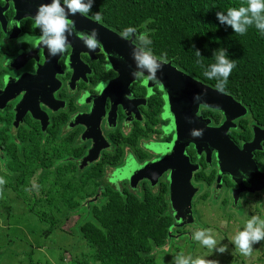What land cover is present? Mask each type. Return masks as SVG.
<instances>
[{"label": "flooded vegetation", "instance_id": "flooded-vegetation-1", "mask_svg": "<svg viewBox=\"0 0 264 264\" xmlns=\"http://www.w3.org/2000/svg\"><path fill=\"white\" fill-rule=\"evenodd\" d=\"M47 3L50 0H0V165L10 161L6 149L34 142L42 153L41 147L50 141L71 150L69 160L77 169L102 167L100 179L110 186L131 184L136 177L150 176L153 181L160 175L153 188L164 184L168 202L172 189L178 196L172 201L181 210L180 216L174 212L175 230L195 219L191 210L198 201H206L202 190L208 188L229 192V209L254 208L264 219V190H253L245 182L261 188L264 126L243 105V115L226 119L220 111L197 103L196 119L182 127L175 119L176 102L193 108L197 100L187 101L180 93L176 74L166 67L182 72L172 61L158 58L161 68L155 80L132 77L136 67L132 51L140 47L137 39L126 40L121 32L79 14L68 17L77 31L90 32L96 22L116 36L95 29L101 47L88 49L73 33L65 52L56 56L43 45L33 48L24 42L25 35H40L33 28L34 17ZM106 63L112 65L111 71H105ZM177 131L182 139L173 143ZM245 146L248 154L236 153L235 147L242 151ZM0 173L6 176V171ZM148 180L141 179L136 186L146 182L152 187ZM187 196H191L189 215L187 207L179 205ZM243 197H249V204L240 202ZM202 205L211 211L210 204ZM219 211H214V218L226 219Z\"/></svg>", "mask_w": 264, "mask_h": 264}, {"label": "trees", "instance_id": "trees-1", "mask_svg": "<svg viewBox=\"0 0 264 264\" xmlns=\"http://www.w3.org/2000/svg\"><path fill=\"white\" fill-rule=\"evenodd\" d=\"M247 4L248 0H93L87 16L95 19L98 14L104 26L118 33L134 27L137 35L151 39L154 55L216 90V78L208 79L203 72L223 49L235 67L220 92L264 126V35L254 24L243 35L235 33L216 18L217 11ZM28 143L32 146L6 149L10 161L0 165V171H6L17 199L31 193L30 211L48 224L44 235L55 227L62 229L69 218H78L76 234L86 244L88 264H157L152 251L180 235L174 228L175 215L168 212L164 184L152 188L146 182L131 186L122 181L110 186L100 179L102 167L77 169L69 160L71 150L49 141L39 153L36 143ZM34 176L36 187L31 185ZM172 232L175 237L169 240Z\"/></svg>", "mask_w": 264, "mask_h": 264}, {"label": "rangeland", "instance_id": "rangeland-1", "mask_svg": "<svg viewBox=\"0 0 264 264\" xmlns=\"http://www.w3.org/2000/svg\"><path fill=\"white\" fill-rule=\"evenodd\" d=\"M159 176L154 181L148 180L152 188L158 182ZM35 178L36 176L31 181L33 187H36ZM141 179L147 178L136 177L132 179L134 181L130 180L131 184H128L137 185ZM7 182L6 176H0V264H83L84 261L85 264H88L87 261L90 260L85 254L87 248L84 245L86 244L82 240H78L76 234V222L74 221H77L78 218L71 217L65 222L62 229L55 227L49 235H44L42 232L48 227V224L40 223L42 221L30 211L33 209L32 201L34 200L31 193L28 191L25 198L20 201L8 187ZM219 184L218 182L217 187ZM202 191L206 192V195L202 194V197L207 196L205 202L210 204L211 211L202 205L205 203L204 199L200 201L202 204H199L198 201L195 204V211L191 210L194 212L195 219L186 222L187 227L184 229H178L181 230L180 236L167 243V247L165 245L152 251L156 263L174 264L175 257L183 255L191 256L193 259L196 257L207 258L217 261L218 264H264V240L252 244L253 250L247 255L232 242L233 237L244 228L248 219L253 216L261 219L260 213L256 212L254 208L249 209V207L245 212L234 207V211L229 209V192L222 194L213 188ZM214 198H218V201ZM247 198L249 197L241 198L240 202L246 201L249 204L250 199ZM196 199L194 198V202ZM224 199L227 203L224 202ZM185 200L190 201L191 196L185 197ZM243 207L245 208V205ZM190 208L191 205L187 209ZM170 209L179 213L180 216L181 210L171 203V200L168 212ZM214 211L226 215V219L214 218ZM205 229L211 230L209 234L217 241V247H225L223 253L215 250L210 251L200 241L193 239L195 232ZM71 231L75 233L72 234ZM168 237L169 240H172L175 237L174 233L172 232Z\"/></svg>", "mask_w": 264, "mask_h": 264}, {"label": "clouds", "instance_id": "clouds-1", "mask_svg": "<svg viewBox=\"0 0 264 264\" xmlns=\"http://www.w3.org/2000/svg\"><path fill=\"white\" fill-rule=\"evenodd\" d=\"M92 4L93 0H50V3L38 8L34 17L33 28H38L40 35L38 37L25 35L23 37L24 42L31 43L33 48L43 45L50 56L65 52L69 45V37L73 33L86 48L97 49L101 47L95 29L90 32L77 31L74 21L68 18L75 14L87 15ZM216 18L221 24L230 26L235 33L243 35L247 27L254 24L264 35V0H248L247 7L228 8L226 13L217 11ZM95 19L99 20L100 16L97 14ZM120 35L126 40L130 37L132 40L138 39L141 45L148 46H135L133 48L132 59L136 67L131 73L132 77L134 79L144 77L146 80H155V73L161 68V64L158 57L153 54L152 48L149 47L152 43L151 39L143 33L137 35L136 29L131 26L124 28ZM196 56L199 57L198 51ZM214 61L203 72V75L208 79L216 78L215 87L219 91H224L229 74L235 67V61L229 60L223 49L216 53ZM7 63H9L8 60ZM33 67L35 68V65ZM104 69L111 71L112 65L106 63ZM194 99L198 100L199 96L194 97ZM198 134L197 132L193 133V135ZM210 232V229L197 231L193 234V239L200 241L210 251L215 250L223 253L225 247H217V241L209 234ZM261 240H264V219L253 216L247 220L244 228L237 232L232 242L247 255L253 250L252 244ZM174 264H218V262L202 257L193 259L191 256L178 255L175 257Z\"/></svg>", "mask_w": 264, "mask_h": 264}, {"label": "water", "instance_id": "water-1", "mask_svg": "<svg viewBox=\"0 0 264 264\" xmlns=\"http://www.w3.org/2000/svg\"><path fill=\"white\" fill-rule=\"evenodd\" d=\"M75 15L80 16L79 14H75ZM92 25L94 26V29H97L98 31H100L104 35L110 34V35L116 36L115 34H112L111 31L99 26L96 22L92 23ZM166 67H167V69L170 70L169 72L176 74V77L178 78L177 81L179 82L178 85L180 87V90H182L180 93L182 94L183 97H185V100L188 101L189 99H193L194 97L199 96L198 100L195 99L197 101H195L193 103V106H194L193 108H190L189 106H187V107H189V108H187L184 104L181 105V104H178L176 102V106L178 107L177 108L178 114L175 115V119L177 122H180L179 124L183 125L182 127L187 126L188 123L190 124L191 121L196 119V117L194 116V113H195V108L197 106V103L203 104L209 108H213V109L220 111L221 113H223L225 115L226 119H230L232 117L236 118V116L243 115L244 111H246L245 108H243L242 105L240 103H238L237 101H235L230 95L224 94V93L220 92L219 90H216V89H213L207 85H204L201 82H197L196 80L185 75L184 73L178 72L175 69L171 68L169 64H166ZM220 128H219V131H220ZM225 130H226V125L224 127H222V131H225ZM188 133L189 132L187 131V134ZM181 136H182V133L180 135V133L177 131V133L175 134V138L173 140V143H177V142L181 141V139H182ZM234 149H236V153L248 154V152L246 150V146L243 148L242 151H239L236 147ZM237 157L238 156H234L233 157L234 160ZM220 158L223 159L224 157H220ZM220 158L218 157V159H220ZM158 162L162 165V164H164V159H161ZM253 170H254L253 173L256 174L255 169H253ZM155 177H154V179H155ZM143 178H147V179L152 181L150 176L143 177ZM154 179H153V181H154ZM233 180L236 181L237 183L240 182V181L236 180L235 178H233ZM245 182L247 184L250 183L251 188L253 190H260V189L264 190V174L261 175V188L255 186L248 179H245ZM175 199H178V196H175V193L173 192V189H172L171 203H173L175 201ZM176 205H178V204H176ZM179 205L186 206L187 208H189L190 207V201L185 200L183 204H179ZM189 212H190V210L186 209L185 214L189 215ZM171 214L175 215L176 213L174 214V211L171 210Z\"/></svg>", "mask_w": 264, "mask_h": 264}]
</instances>
